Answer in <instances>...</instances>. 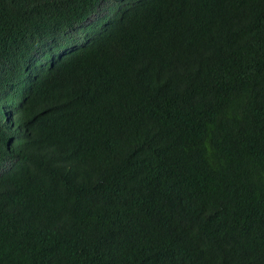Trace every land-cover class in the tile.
<instances>
[{"label": "trees", "instance_id": "16d2710c", "mask_svg": "<svg viewBox=\"0 0 264 264\" xmlns=\"http://www.w3.org/2000/svg\"><path fill=\"white\" fill-rule=\"evenodd\" d=\"M1 87L0 264H264V0H0Z\"/></svg>", "mask_w": 264, "mask_h": 264}, {"label": "clouds", "instance_id": "9594fccd", "mask_svg": "<svg viewBox=\"0 0 264 264\" xmlns=\"http://www.w3.org/2000/svg\"><path fill=\"white\" fill-rule=\"evenodd\" d=\"M63 52H61V50H60V52H59L60 56L67 53V51L65 53H63ZM13 85H14V87H13L14 91L18 92L17 85L15 83ZM0 105L2 106L1 110H0V116L2 115V117H3L2 120L0 118V128H1L0 135L3 138H5L7 135L8 138L12 139V138H14L13 134L12 133L9 134L6 132V130L2 129L3 128L2 125H6L7 127H12V121H11V115H10V111H11L10 108L12 107V97L8 96L5 93L3 96L0 97Z\"/></svg>", "mask_w": 264, "mask_h": 264}, {"label": "rangeland", "instance_id": "374dc122", "mask_svg": "<svg viewBox=\"0 0 264 264\" xmlns=\"http://www.w3.org/2000/svg\"><path fill=\"white\" fill-rule=\"evenodd\" d=\"M8 91H9L8 88H3V87L0 88V97L3 96V95H4L5 93H7ZM1 107H2V106L0 105V110H1ZM0 118H1V120H2V118H3L2 115L0 116ZM0 131H1V128H0ZM4 137H5V136H4Z\"/></svg>", "mask_w": 264, "mask_h": 264}, {"label": "bare ground", "instance_id": "6f19581e", "mask_svg": "<svg viewBox=\"0 0 264 264\" xmlns=\"http://www.w3.org/2000/svg\"><path fill=\"white\" fill-rule=\"evenodd\" d=\"M134 12V11H133ZM136 14V13H135ZM99 76V75H98ZM97 77V76H96ZM112 85V84H111ZM11 109V108H10ZM154 116V115H153Z\"/></svg>", "mask_w": 264, "mask_h": 264}]
</instances>
